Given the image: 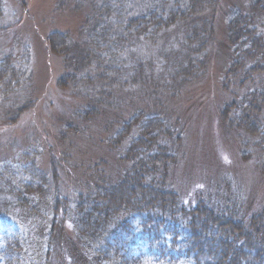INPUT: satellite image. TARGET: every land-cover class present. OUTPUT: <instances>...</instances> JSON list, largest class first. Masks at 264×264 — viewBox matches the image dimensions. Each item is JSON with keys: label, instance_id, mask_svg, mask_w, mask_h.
Returning <instances> with one entry per match:
<instances>
[{"label": "rangeland", "instance_id": "1", "mask_svg": "<svg viewBox=\"0 0 264 264\" xmlns=\"http://www.w3.org/2000/svg\"><path fill=\"white\" fill-rule=\"evenodd\" d=\"M147 1L157 5L172 2L0 0V248L3 236L20 234L25 264L68 263L73 254L72 240L80 243L73 224L78 197L97 182V174L114 183L129 172L131 163L124 160L125 150L116 149V140L123 137L126 126L135 130L136 117L142 112L148 119L158 116L163 128L172 129L180 139L172 136L168 143L157 142L171 147L170 158L176 160L169 168L167 190L186 203L195 204L201 197L207 211L222 214L223 228L231 218L247 230V215L264 210V173L256 166H264L263 145L259 152L254 137L227 130L219 117V110L236 100L227 116L237 124L242 117L238 112L242 97L253 84L230 85L234 79L239 83V73L238 78L230 73L235 62L244 59L239 52H253L255 45L231 43L228 19L232 13L236 14L231 22L250 15L255 31L264 35V18L254 9L257 5L264 8V0H212L211 9L205 10L201 4L194 11L209 22L211 19V24L203 32L197 27L203 43L188 40L196 50L201 45L205 50L197 58L192 80L177 91L178 83L172 80L178 70L173 56L187 43L181 39L183 24L178 22L171 29L177 33L173 32L176 34L169 38V45L161 46L159 41L150 47L148 36L137 35L136 29L127 25V16ZM118 2L127 4L124 14L118 12ZM117 15L126 27L121 34L124 47L102 48L101 42H92L94 22L102 20L115 27ZM161 52L165 55H159ZM163 56L170 58L164 61ZM260 59L258 56L262 62ZM84 62H88L83 65L86 69L81 67ZM98 62L107 69L110 87L91 86ZM137 62L144 65L142 71L148 81L153 73L155 81L167 71L165 81L159 83L163 87L155 86L157 94H146L139 85L129 83L131 77L138 76ZM150 62L157 65L152 72ZM254 84L258 86L256 79ZM31 161L35 164L32 180L42 188L41 195L23 193L22 179L28 177L20 170ZM204 233L209 240H216L220 232L205 229ZM219 240L214 243L216 251L203 261L224 260L226 246L220 247L222 238ZM80 248L88 252L85 246Z\"/></svg>", "mask_w": 264, "mask_h": 264}, {"label": "trees", "instance_id": "2", "mask_svg": "<svg viewBox=\"0 0 264 264\" xmlns=\"http://www.w3.org/2000/svg\"><path fill=\"white\" fill-rule=\"evenodd\" d=\"M119 3L117 10L124 14L127 11V4L123 2L122 5H119ZM201 4L205 5V10L214 6L212 0H172V2H164L162 5L147 1L139 5L132 15L127 16L129 18L127 20L128 28H135L137 35L148 36L146 43L153 48L159 41H161V46L162 44L164 47L169 45L167 43L169 38L177 33L175 30L176 33H173L172 28L178 22H182L181 39L185 38L187 43L181 44V50L174 53V60L171 59L178 69L172 79L178 83L176 91L179 87L187 85L188 79L192 80L194 65L197 61L199 62L197 58L205 50L203 45L199 50H196V47H192L188 43L189 39L191 42L200 40L201 43L204 38L197 27H200L203 32L211 24L210 18L209 22L208 18L194 14ZM258 6H254L256 14L264 18V8ZM103 10L107 12L106 9ZM129 10L131 11L130 8ZM235 14L232 13L228 19V33L232 32L231 37L229 36L230 42L241 41L244 47L254 44L255 50L239 52L244 58L243 61L235 62L230 69V73H235L237 78L239 73V83L234 79V83L230 82V85L244 87L241 85L253 84L242 97V105L238 111L239 114L242 113V117L238 119L237 124V121L234 122L227 116L236 100L224 105L219 110V117L227 130L236 129L249 137H254L256 139L255 147L260 152L262 145L264 148V35L259 36V33L255 31V26L250 21L253 17L250 15L235 17L231 22L230 20ZM116 20L115 27L102 22V20L95 21L91 28L92 42H101L102 48H107V46L115 49L120 46L124 47V39L121 34L126 30V27L122 24L123 20L119 15L116 16ZM94 25L96 26L94 27ZM243 31L244 36H242ZM163 32L165 33L163 34ZM112 35L116 39L112 40ZM159 55L165 54L161 52ZM258 56L262 62L257 60ZM162 58L167 60L170 57L163 56ZM98 63L97 72L91 76L93 80L91 86L92 83H95L93 84L95 88L110 87L105 77L107 69L105 70L101 62ZM84 64H88V62L81 63L82 69L87 67L83 68ZM136 64L139 65L138 76L131 77L132 80L129 83L139 85L146 94H149L148 92L157 94L155 86L163 87L159 83L165 81L167 71L165 75L157 76L159 79L157 78L155 81L153 73L152 78L148 81L142 71L144 65L141 62ZM246 64L248 65L246 66ZM149 65L148 68L151 72L157 67L154 63L151 65V62ZM202 70L204 72V68ZM251 76H254L258 81L257 87L254 84L255 79H252ZM137 78L142 81V85L137 83ZM193 78L195 79L194 76ZM4 80L5 78L3 82ZM228 82L229 80L224 84H228ZM4 85L10 87L11 84L9 81H5ZM224 88L227 90V86ZM98 96L103 98L102 93ZM147 116V113L142 112L141 117H136L135 130L132 131V128L129 129L126 126V129L123 130L125 133L122 134L123 137L116 140V149L120 147L121 151L125 150L124 160L131 163L129 172L114 183L105 182L103 177L97 174V182H94L91 189L88 188L85 194L79 195L73 224L79 234L81 244H74L75 242L72 240L73 254L67 264H264V210L247 215L246 220L249 228L247 230H242V227L235 223L237 221L231 218L225 222L227 228H223L222 214H219L218 211H207L201 197L196 199L195 204L186 203L177 193L167 190L169 168L176 160L170 158L171 147L157 142L165 143L176 134H173L172 129L163 128L164 125L160 123L158 116V118L154 116L155 118L151 117L150 119ZM155 119L159 122H152ZM144 123H146L145 126H143ZM175 138L180 140L179 137L175 136ZM263 156L264 154L261 153V157ZM256 166L264 173L263 165L257 164ZM34 168L35 164L31 161L29 164L24 163L20 170L24 177H28L23 178L21 183L23 193L27 195L43 194L42 188L38 185L35 186L32 180L31 173H34ZM12 172L15 173V170ZM56 203H54L55 209H57ZM89 204L91 213L87 211ZM22 205L27 207V204H23V202ZM199 216L204 220H201ZM205 229L209 232L216 229L220 232L219 236L216 240H209L208 234L204 233ZM223 235L231 237L233 240L223 238ZM220 238H222L220 247L226 246L224 260L213 262L212 259H208V261H203L205 256H210L216 251L214 243L220 241ZM80 245L85 246L88 252L81 249ZM24 249L25 244L20 234L16 232L6 234V237L3 236V246L0 248V264H25Z\"/></svg>", "mask_w": 264, "mask_h": 264}]
</instances>
